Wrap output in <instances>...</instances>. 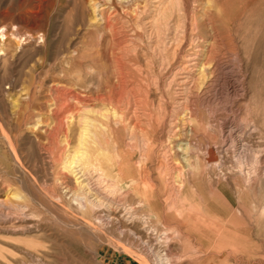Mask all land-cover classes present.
<instances>
[{"label":"rangeland","instance_id":"374dc122","mask_svg":"<svg viewBox=\"0 0 264 264\" xmlns=\"http://www.w3.org/2000/svg\"><path fill=\"white\" fill-rule=\"evenodd\" d=\"M134 1L0 0V264H264V0Z\"/></svg>","mask_w":264,"mask_h":264},{"label":"bare ground","instance_id":"6f19581e","mask_svg":"<svg viewBox=\"0 0 264 264\" xmlns=\"http://www.w3.org/2000/svg\"><path fill=\"white\" fill-rule=\"evenodd\" d=\"M136 1V0H135ZM134 1V2H135ZM178 1L179 0H151V2H153V6H154V15H156V18H157V15H158V18H159V21H160V19H165V18H167L168 17V13L171 11V9L172 8H174V6L176 5L177 6V4H178ZM177 3V4H176ZM145 4V3H144ZM138 6V5H137ZM142 7V6H141ZM141 7H137L138 9H140ZM136 8V9H137ZM145 8V7H144ZM135 9V10H136ZM137 9V10H138ZM99 10V9H98ZM101 10V9H100ZM136 10V11H137ZM142 10V9H141ZM140 11V10H139ZM94 12H96V9L94 8L93 9V13ZM156 12V13H155ZM97 13H98V11H97ZM102 13H103V11H102ZM137 13V12H136ZM140 13V12H139ZM149 14V13H148ZM151 14V13H150ZM141 15V14H140ZM152 15V14H151ZM135 16H136V14H135ZM100 17L102 18V15H100ZM143 17V16H142ZM150 17H152V23L154 24L155 23V19L156 18H154V16H150ZM195 17V16H194ZM100 18V19H101ZM106 18V17H105ZM138 18V17H137ZM107 19V18H106ZM110 19V18H109ZM108 20V19H107ZM145 20V19H144ZM157 20V19H156ZM162 20V21H163ZM147 21H149V20H147ZM158 21V20H157ZM158 21V22H159ZM165 21H166V19H165ZM145 22H146V20H145ZM151 23V22H150ZM167 23V22H166ZM140 24V23H139ZM156 26H157V23L155 24ZM107 26H109V24L107 25ZM148 25H146V27H147ZM150 26H153V25H150ZM159 26V25H158ZM110 27V26H109ZM113 27V26H112ZM153 28H154V26H153ZM159 28V27H158ZM150 29V28H149ZM152 29V28H151ZM167 32V31H166ZM3 36V35H2ZM166 49V48H165ZM187 53V52H186ZM194 54V53H193ZM189 55V54H188ZM192 55V54H191ZM190 56V55H189ZM191 57V56H190ZM189 57V58H190ZM187 59H188V57L186 58V61H187ZM191 59H193V57L191 58ZM190 60V59H189ZM188 60V61H189ZM183 61H184V59H183ZM123 62V61H122ZM186 65V64H185ZM121 69V68H120ZM123 69V68H122ZM125 71V70H124ZM203 71V70H202ZM205 71V70H204ZM122 81V80H121ZM124 82V81H123ZM122 85V84H121ZM130 90V89H129ZM125 91V90H124ZM132 93V92H131ZM138 93V92H137ZM133 95V94H132ZM69 112V111H68ZM100 112H102V111H100ZM106 114H108L107 113V111H104ZM125 112H126V110H125ZM132 113H133V111H132ZM131 113V114H132ZM62 114V113H61ZM99 114V113H98ZM105 114V115H106ZM152 114V113H151ZM185 114V113H184ZM110 115V114H109ZM122 115H123V113H122ZM106 116H108V115H106ZM102 117H104V114H103V116ZM144 118V117H143ZM129 119V118H128ZM98 120V119H97ZM101 120V119H100ZM109 120V119H108ZM108 120H107V122H108ZM84 121H86V120H84ZM105 121H106V119H105ZM98 122V121H97ZM93 123H95V122H93ZM98 123H100V122H98ZM85 124V123H84ZM138 124V123H137ZM96 125V124H95ZM95 125L93 126V127H95ZM101 125V124H100ZM92 126V124L90 123V127ZM85 127V128H84ZM84 127H82L83 129L81 130L80 129V131H79V133H78V135H79V140H78V146H79V148H78V150H76L75 149V151H74V154H73V156H68V160H69V157H71L70 159V161L68 162V161H66V163L68 162V164H67V167H68V170L71 172V174H72V176L74 177V179L73 180H75V183H76V186L78 187V189L80 190V191H83L84 193V196H81V197H86V198H88V195L90 194V195H92V194H94V193H100L99 192V186L96 184V183H100V182H97V180L99 179V177L101 176V174H100V176L98 177L97 175H96V182H90V178L89 177H87V175H86V173L84 172V168L86 167V166H88V164L89 165H91L92 164V162L93 161H97L98 159L96 158V155H93L92 153H91V151H89V150H87L86 149V147H85V145L87 146L88 145V143H89V139H90V142H93V143H97V137H96V134L95 133H93V132H90V134H89V128H87V126H86V124L84 125ZM97 127V126H96ZM106 127V126H105ZM98 128V127H97ZM111 128V127H110ZM96 129V128H95ZM95 129H94V131H95ZM105 129V128H104ZM107 129H109V128H107ZM89 130V131H88ZM134 130V129H133ZM92 131V130H91ZM99 131V130H98ZM96 132V131H95ZM106 133V132H105ZM105 133H104V135H105ZM91 135V136H90ZM67 136V135H66ZM65 137V136H64ZM91 137H92V139H91ZM107 137V136H106ZM106 137H105V139H106ZM89 138V139H88ZM129 138H131V136L129 137ZM135 138V137H134ZM104 139V138H103ZM132 139V138H131ZM67 140V139H66ZM175 141H176V139H175ZM108 142V141H107ZM131 142V141H130ZM182 142V141H181ZM65 143V142H64ZM90 145H92V144H90ZM107 145V144H106ZM129 145V144H128ZM81 146V147H80ZM84 146V147H83ZM127 146V145H126ZM184 146V145H183ZM182 146V147H183ZM118 147V146H117ZM83 148V149H82ZM90 149V148H89ZM92 149V148H91ZM105 149H107V147L105 148ZM104 149V150H105ZM176 149V148H175ZM180 150V148H177V150ZM112 150H114V149H112ZM97 151V150H96ZM183 151H185V150H183ZM110 153V152H109ZM116 156V155H115ZM117 159H118V155H117ZM116 159V160H117ZM92 161V162H91ZM119 160H117V162H118ZM66 167V166H65ZM84 167V168H83ZM94 167V166H93ZM143 167V166H142ZM90 169H91V166H90ZM144 169V168H143ZM146 169V168H145ZM143 170L142 172H145L146 170ZM67 170V171H68ZM86 170V169H85ZM92 170V169H91ZM96 170H97V167H96ZM68 171V172H69ZM92 172H93V170H92ZM95 172V171H94ZM96 173H97V171H96ZM70 174V173H69ZM91 174V173H90ZM98 174V173H97ZM94 175V174H93ZM103 175V174H102ZM142 175V174H141ZM140 175V176H141ZM92 176V175H91ZM144 176L146 177V175L144 174ZM102 177V176H101ZM117 177V176H116ZM116 177H115V179H116ZM71 178V177H70ZM147 178V177H146ZM145 178V179H146ZM102 179V178H101ZM148 179V178H147ZM73 180H71V181H73ZM142 180H143V177H142ZM149 180V179H148ZM92 181H94V180H92ZM106 180H104V181H102L101 182V185H103V183L105 182ZM108 181V180H107ZM115 181V180H114ZM144 181V180H143ZM69 182V181H68ZM75 183H73V184H75ZM106 183V182H105ZM110 183V182H109ZM113 183V182H112ZM72 184V183H71ZM94 184H96V185H94ZM107 184V188H108V182L106 183ZM3 185V184H2ZM110 185V184H109ZM113 185V184H112ZM92 186H98L97 188H93ZM114 186V185H113ZM133 183H128L127 185H125V188H127V189H129V188H133ZM151 186V185H150ZM181 186V185H180ZM179 186V187H180ZM3 187V186H2ZM9 187V186H8ZM102 187H104V186H102ZM5 188H7V187H5ZM3 189L4 191H6V189ZM69 188V187H68ZM9 189V188H8ZM71 189V188H70ZM111 189V188H110ZM102 190V189H101ZM176 190V189H175ZM75 191V190H74ZM107 191V190H106ZM123 191V190H122ZM125 191V190H124ZM75 192H77V191H75ZM74 192V193H75ZM101 192H103V191H101ZM127 192V191H126ZM2 193H4V192H2ZM8 193V192H7ZM73 193V192H72ZM74 193H73V195H74ZM103 194H105V193H103ZM188 194V191L187 190H185L183 193H182V195L183 196H186ZM10 196H11V194H9ZM72 195V194H71ZM151 194H150V192H148V194H145V196L147 197L148 196V198H147V200H151V198L153 197H149ZM5 196V195H4ZM4 196H2V197H4ZM7 197H9L8 195H6ZM13 196V195H12ZM16 196V195H15ZM14 196V197H15ZM77 196H79L78 195V193L77 194H75V197H77ZM105 196V195H104ZM7 197H5V198H0V204H4L7 200H9L10 201V199H7ZM80 197V196H79ZM90 197V196H89ZM16 198V197H15ZM21 198V197H20ZM106 198V197H105ZM150 198V199H149ZM53 199V198H52ZM74 199V198H73ZM89 199V198H88ZM107 199V198H106ZM105 200V199H104ZM82 201V200H81ZM25 202V201H24ZM12 203V202H11ZM87 203V202H86ZM89 203L90 204H94V205H98V203H101V200H99V199H96V197H94L93 198V200H90L89 199ZM108 203V202H107ZM5 205H7V202L5 203ZM11 205V204H10ZM86 205V204H85ZM93 205V206H94ZM104 205H105V203H104ZM16 208H19V210H22V209H24V207H25V204H21V203H17V205L15 206ZM82 207V206H81ZM27 208V207H26ZM25 208V209H26ZM95 208V207H94ZM29 209V208H28ZM205 209V208H204ZM212 210V209H211ZM24 211V210H23ZM213 212H214V210H213ZM210 213V212H209ZM213 214V213H212ZM211 214V215H212ZM205 216V215H204ZM25 217V216H24ZM90 217V216H89ZM98 217V216H97ZM111 218V217H110ZM94 219V218H93ZM26 220V219H25ZM29 220V219H28ZM203 220H205V218L203 219ZM90 221V220H89ZM92 221V220H91ZM19 222V221H18ZM22 222V221H21ZM86 222H88V221H86ZM98 222V221H97ZM202 222H204V221H202ZM90 223V222H89ZM221 223V222H220ZM224 223V222H223ZM87 224V223H86ZM97 224V223H96ZM222 224V223H221ZM94 225V224H93ZM209 226H210V230H218V228H217V226L215 225V226H213V225H210L209 223H208V225H207V227H205V225H203V227H201L202 229H204V231H206V230H209ZM87 227V226H86ZM90 227V226H89ZM89 229H91V228H89ZM93 229V228H92ZM99 229V228H98ZM225 229H223V227L220 229V232H223ZM208 232V231H207ZM220 247V246H219Z\"/></svg>","mask_w":264,"mask_h":264}]
</instances>
